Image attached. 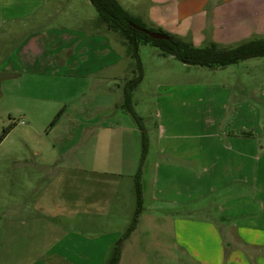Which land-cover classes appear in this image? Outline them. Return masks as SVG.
Returning a JSON list of instances; mask_svg holds the SVG:
<instances>
[{
  "label": "crops",
  "instance_id": "obj_1",
  "mask_svg": "<svg viewBox=\"0 0 264 264\" xmlns=\"http://www.w3.org/2000/svg\"><path fill=\"white\" fill-rule=\"evenodd\" d=\"M118 1L145 24L196 46L214 42L230 48L264 38V0ZM85 2L92 5L90 0ZM62 8L68 11L62 13ZM55 16L61 17L59 23L48 26ZM113 34L97 17L81 14L75 0H0V76L5 74L14 85L18 75L55 72L108 89L105 103L109 105L104 111L64 114L40 132L57 131V141L66 152L49 160L42 157L45 166L64 161L97 176L117 177L115 182L91 178L95 189L98 183L107 187L105 193H76L71 212L78 216L77 229L83 226L79 217L87 214L98 224L105 218L106 223L100 224L105 227L117 221L120 230L105 240H82V232L77 238H65L62 242L70 248L58 255L67 264L71 256L74 264H82L88 249L92 257L91 248L93 255L106 258L132 223V206L120 211L126 200L130 202L121 190L124 184L134 185L139 171L140 135L133 120L114 112L112 95L115 88L123 93L124 85L118 80L134 70L124 63L126 54L115 45ZM230 67L213 70L221 72L216 80L195 83L189 79L157 86L162 92L154 98L149 117V152L143 169L149 171L150 192L139 220L149 217L157 227L159 239L153 244L163 247L165 255L153 262L177 264L180 251L183 264H264V81L260 97L255 96L257 89L253 96H237L235 87L247 81L227 73ZM27 85L28 80L26 91ZM21 111L29 117L27 107ZM53 148L57 152V145ZM73 182L83 181L73 178ZM45 197L47 192L37 209L46 210ZM18 207L16 213L24 206ZM93 220L89 221L91 230L98 227ZM137 230L138 226L123 241L118 264L140 260L141 244L131 240ZM167 231L170 239L162 240V232Z\"/></svg>",
  "mask_w": 264,
  "mask_h": 264
},
{
  "label": "rangeland",
  "instance_id": "obj_2",
  "mask_svg": "<svg viewBox=\"0 0 264 264\" xmlns=\"http://www.w3.org/2000/svg\"><path fill=\"white\" fill-rule=\"evenodd\" d=\"M85 1L75 0L79 12L86 16L92 15L99 20L96 9L92 5L87 6ZM61 10L62 13L68 11L67 8ZM130 10L132 11V8ZM135 12L138 13L139 11ZM60 18V16L53 17L48 26L57 25ZM147 28L156 30L151 25H147ZM113 35L115 45L124 49L126 54L124 63L129 69L132 68L136 71V61L132 57L129 45L127 44L129 48L122 45L120 36L116 33ZM172 35L176 36L175 34ZM190 42L193 43V41ZM206 45L207 43H202L197 47ZM139 57L143 67L144 79L133 93V103L136 112L143 117L147 128L152 125L149 117L152 114L154 98L158 92H162L157 87L158 84L181 82L189 79L195 83L204 82L203 80L216 78L215 75L218 73L202 67L184 65L174 57H162L158 48L150 44L140 45ZM227 73L237 75L239 79L247 81L243 87H235L234 92L237 96H253L256 89L258 92L255 96H261L263 90L261 85L264 81V58L250 59L231 66ZM127 74L126 79L118 80V84L125 86L128 79L134 76V73ZM213 74L214 76H212ZM22 76L18 75L14 85H11L9 78L6 79L5 74L0 76V134L4 128L10 124H15V128L0 144V264H67L58 255L67 247L70 248V244L62 242L65 238H75L82 232V240L91 241L101 237L105 240V236H111L120 230L117 221H115V225L108 224L105 227V225H100L106 223L105 218H102L101 223L98 224L99 221L96 222L92 216L87 214L79 217L83 220V226H81L82 229H80L81 227L77 229L75 227L77 220L75 219L78 216L75 217L71 212L76 193L90 195L96 193L95 190L99 196L105 193L107 187L103 189L98 183L95 189L91 185V178L103 177L111 181L113 179L115 182L117 177L97 176L88 169H82L74 163L67 165L64 161H55L54 165L45 166L42 157L49 160L53 156L66 155V152L57 141V131L51 134L46 131L43 135L40 132L43 127L48 130L49 127L53 126V121L56 118L58 120L64 114L79 112L88 114L104 111L106 104L109 105V102L105 103L108 89L105 86L88 85L86 84L89 83L88 80L81 78H64L55 72ZM26 80H28L27 91L25 88ZM26 92L28 94L27 100L25 98ZM112 96L114 98V112L118 111L119 115H125L132 121L131 116L120 107L123 103V93H118L117 88H115ZM258 105L262 107V104L259 103ZM24 107L30 110L29 117L22 114L21 109ZM56 145L57 152L53 153V147ZM140 150L142 155L141 141ZM36 152H39L41 157L37 156ZM21 157L24 158L23 161L17 162L16 160ZM73 178L83 182L74 185ZM139 181L145 203L143 207H147L150 192L149 171L147 169L142 172ZM44 192H47V197L43 200L46 210L37 209L36 204ZM121 194L127 199L130 198V202L129 199L126 200V206H122L123 209L120 210L123 211L129 205L132 206V209L129 208L130 224L137 208L135 182L130 188L124 184ZM20 204L24 207L16 213L15 209H20L18 207ZM63 204L66 205V210L62 208ZM91 220L94 221L95 226H98L95 230L88 227ZM154 224L146 216L137 224L138 230L131 240L141 244L137 250L141 252L139 254L140 260L135 264H162L153 262L155 257L162 256L164 258L165 255L163 247L153 244L159 239L158 230ZM79 230L82 231L79 232ZM126 231L127 229L124 228L120 239ZM168 236V231L162 232V240H169ZM100 250L99 248L98 251L100 252ZM112 250L110 249L108 256L102 259L99 255H93L94 248H91L92 257H90L88 249L86 253L89 258L87 255H83L82 264H107ZM74 258L71 256L66 260L70 262L69 264H74L72 260ZM184 260L185 257L178 251L177 264H183ZM78 262L76 264H79Z\"/></svg>",
  "mask_w": 264,
  "mask_h": 264
},
{
  "label": "trees",
  "instance_id": "obj_3",
  "mask_svg": "<svg viewBox=\"0 0 264 264\" xmlns=\"http://www.w3.org/2000/svg\"><path fill=\"white\" fill-rule=\"evenodd\" d=\"M90 2L96 9L99 20L129 45L132 57L136 61V71L133 72L134 76L129 78L123 87V103L120 107L131 116L139 131L142 157L139 171L135 177V192L137 197L135 215L124 236L113 247L110 259L107 262V264H118L121 258L122 242L136 229L143 212L142 186L139 179L142 176L146 157L149 152V135L144 119L136 112L133 103V93L144 79L143 67L139 57L140 45L150 44L158 48L159 54L162 57H174L187 66L216 70L238 65L250 59L264 58V38L247 40L230 48L222 47L214 42L208 43L204 47H197L190 41L181 39L160 29H148L142 19L133 16L118 0H90ZM147 29L151 32L157 31L158 33L168 35L170 40L153 39L143 32V30ZM56 121L57 118L53 121L52 125ZM14 128L15 124H10L4 128L2 134H0V144ZM242 135L251 136L252 134L242 133Z\"/></svg>",
  "mask_w": 264,
  "mask_h": 264
},
{
  "label": "water",
  "instance_id": "obj_4",
  "mask_svg": "<svg viewBox=\"0 0 264 264\" xmlns=\"http://www.w3.org/2000/svg\"><path fill=\"white\" fill-rule=\"evenodd\" d=\"M143 32L146 33L151 38L156 39V40H166V41L170 40V37L168 35H165V34H162V33L151 32L149 30H143Z\"/></svg>",
  "mask_w": 264,
  "mask_h": 264
}]
</instances>
